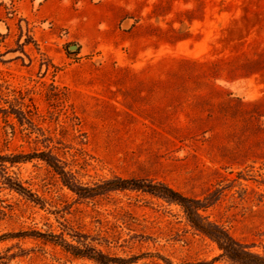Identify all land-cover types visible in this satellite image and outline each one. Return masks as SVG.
<instances>
[{
    "label": "rangeland",
    "instance_id": "1",
    "mask_svg": "<svg viewBox=\"0 0 264 264\" xmlns=\"http://www.w3.org/2000/svg\"><path fill=\"white\" fill-rule=\"evenodd\" d=\"M76 45L70 48V45ZM162 181L264 258V0H0V155ZM0 170V264H242L181 205L79 198L41 156ZM6 178H10V185Z\"/></svg>",
    "mask_w": 264,
    "mask_h": 264
},
{
    "label": "trees",
    "instance_id": "2",
    "mask_svg": "<svg viewBox=\"0 0 264 264\" xmlns=\"http://www.w3.org/2000/svg\"><path fill=\"white\" fill-rule=\"evenodd\" d=\"M33 156H41L45 159L47 163L60 174L63 183L67 185L79 198H88L108 191L127 189L141 190L157 195L168 202H174L181 205L191 225L195 229L215 240L230 259L242 264H264L263 257L247 251L245 247L235 241L223 227L208 221L206 217L201 214L200 211L206 209L210 205V196L205 197L203 200L191 198L162 181L147 178H124L114 176L97 182L94 185L82 184L65 170L57 158H53L45 153H36L35 155H0V170L6 168V162L14 163L23 161ZM6 179L11 185L12 182L10 178ZM51 236L52 240L59 243L66 250L75 255L94 259L100 264H108L110 261L109 257L89 243H82L81 246L74 245L73 243L67 241L63 236L55 234H51Z\"/></svg>",
    "mask_w": 264,
    "mask_h": 264
},
{
    "label": "water",
    "instance_id": "3",
    "mask_svg": "<svg viewBox=\"0 0 264 264\" xmlns=\"http://www.w3.org/2000/svg\"><path fill=\"white\" fill-rule=\"evenodd\" d=\"M76 47V45H74V44H72V45H70V48L72 49V48H75Z\"/></svg>",
    "mask_w": 264,
    "mask_h": 264
}]
</instances>
